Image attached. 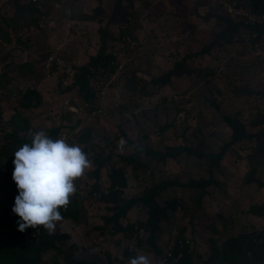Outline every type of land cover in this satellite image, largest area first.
<instances>
[{"label":"rangeland","instance_id":"374dc122","mask_svg":"<svg viewBox=\"0 0 264 264\" xmlns=\"http://www.w3.org/2000/svg\"><path fill=\"white\" fill-rule=\"evenodd\" d=\"M248 1L132 0L136 16L128 18L123 29L124 24L108 20L114 0H58L57 3L39 0L43 15L38 26L23 28L18 36L26 45L0 38V73L5 72L8 77L6 88H0L3 130L8 129V117L17 111L29 119L32 132H46L60 123L64 127L74 125L72 138L85 131L88 138L84 143L75 142L77 145L91 144L93 149L104 146V159L109 153L108 162L99 172L102 190L109 183V172L122 169L126 183L120 195L122 200L139 195L153 179L186 184L205 178L206 159H198L190 151L182 150L175 158L154 161L153 177L146 174L142 180L132 178L131 167L122 158L132 153L134 147L163 151L165 146H185L216 153L231 137L230 128L220 118L223 112L239 113V121L248 133L264 129V109L261 112L252 105L260 101V107L264 106L259 95L264 90V35L258 37L255 48L242 47L239 43L218 44L207 53L188 56L185 63L190 69L171 77L165 84L151 85V79L161 77L181 55L195 53L208 45L226 27L223 26L226 17L231 22L260 21L261 14L251 11ZM3 2L0 0V5L6 7ZM6 9L11 12L9 7ZM79 12H94L96 19H75L73 16ZM100 30H104L103 36ZM239 32L242 34L244 30L240 28ZM119 37H125V42L117 40ZM101 40L104 51L115 55L118 63L115 75L133 74L136 85L131 92L126 89V82L122 85L117 80L113 86L102 89L93 101L97 108L87 112L86 105L75 94V87L65 90L64 86L71 83L73 66L94 55ZM53 61L55 66H51ZM206 71L211 73L206 76ZM26 86L38 93V105L21 106L18 91ZM140 86L145 88L139 93ZM233 88L250 93L234 95ZM255 90L258 95L252 92ZM256 112H261L263 117ZM255 120L261 121L253 124ZM161 126L166 128L161 130ZM254 145V140L241 139L224 151L220 170L213 172L215 185H205L201 205L193 199L198 190L186 185H174L156 197L160 205L163 200H173L175 204L173 210H166V216L159 219V228L154 231L159 252L181 236L191 243L196 264H204L212 245L218 248L226 237L251 226L264 228L263 217L247 212L248 205L263 200L264 187L260 188L256 181L247 184L242 181L247 168L245 157ZM145 157L142 155L141 159ZM1 160L4 162L5 157ZM257 166L254 175L257 181L264 182V164ZM82 202L75 222L63 218L56 225L55 232L64 238L61 248L69 247L73 254L93 264H129L136 255H146L151 264H161L159 252L147 245L136 248L132 256L123 254L126 243L135 249V238L109 236L99 228L102 217L111 213L105 208L110 203L98 199ZM137 207L133 205L127 211V217L120 219L121 224L145 219V209ZM146 234L138 231L141 239ZM254 262L264 264V251L262 258Z\"/></svg>","mask_w":264,"mask_h":264},{"label":"trees","instance_id":"16d2710c","mask_svg":"<svg viewBox=\"0 0 264 264\" xmlns=\"http://www.w3.org/2000/svg\"><path fill=\"white\" fill-rule=\"evenodd\" d=\"M57 3L58 0H52ZM124 1V4L121 3ZM251 11L261 14L260 21L256 22H231L228 17L223 20V26L219 34L215 35L212 41L191 54H183L179 59L175 60L173 66L166 71L161 77L151 79V85L159 86V84H165L173 76H179L190 69L187 67L185 60L188 56L196 54L207 53L210 48L217 46L218 44H232L239 43L242 47L249 45L250 48H255L259 44L258 37L264 35V0H249ZM6 7L11 9L7 10L6 7L0 5V38L8 43L18 44L24 46L26 41H21L18 37L23 28L29 26H38V20L42 17L43 12L39 10V0H27V2L20 3V0H4ZM238 5V4H235ZM132 0H114L112 10L108 16L109 21L123 25L128 23V18L136 16L135 11L132 9ZM75 19L90 21L96 19L94 12L85 13L79 12L75 16ZM243 29L244 33L241 34L239 30ZM101 31V30H100ZM14 33V34H13ZM16 33V34H15ZM102 36L104 30L101 31ZM254 33V36L252 34ZM120 37L117 39L119 40ZM123 41H122V40ZM121 42L124 43L125 37L121 38ZM25 40V39H23ZM236 40V41H234ZM261 46V45H260ZM259 46V47H260ZM262 47V46H261ZM104 41H100V46L96 50L94 55H90L84 63L73 66L74 69L70 75V85L64 86L65 90H69L75 87V94L79 101L83 102L82 105H86L85 111H93L97 108L93 101L97 99L99 93H102V89L108 86H113L119 80L126 82L125 86L127 90L134 91L136 85V76L133 74L128 77L116 76V68L118 63L115 61V55L111 52L106 53L104 51ZM64 58V55H62ZM51 64L53 66L55 63ZM55 66V65H54ZM16 67L15 69H18ZM210 71H206L204 74L207 76ZM240 74H245L240 72ZM246 76H250V73H246ZM124 77V79H123ZM8 83V77L5 72L0 73V88L5 89ZM143 86L137 90L142 92ZM258 95V91L256 92ZM19 100L22 107L36 106L39 104V95L32 87H24L19 89ZM234 95L240 93H250L242 91L240 89L233 88ZM264 99V90L259 94ZM212 105L217 106L213 102V98L208 99ZM253 108L261 110L263 112L264 106H261L260 101L252 104ZM261 112H256L259 116H262ZM239 113L230 115L228 113H220L221 120L224 121L226 126L231 130V137L224 143L216 153H203L196 151L185 146L168 147L165 146L163 151L160 150H140L134 147V150L129 155L123 157L124 163H127L131 167V176L135 180H142L146 174L153 177L154 170H151V165L155 161H163L167 157L175 158L182 150L192 152L198 159L204 157L207 163V171L205 178H199L196 182H188L182 184L175 180L169 179H156L150 180V183L142 190L137 196L122 200V189L125 187V180L123 171L121 168L112 170L108 174L109 183L102 190L100 182V169L104 166L105 162L109 159L108 156L102 157L104 152V146L99 149H93V145L84 144L81 148L88 155L92 168L86 170L84 176L85 179H77L75 186L77 188L76 194L70 198V204L67 211L61 209V214L64 219L75 222L78 217L77 208L81 207L83 200L85 199H98L110 203V206L105 208L109 210L110 215H104L102 217V225L99 227L109 236L121 235L124 237L130 236L135 238V249L128 250L125 245L122 248L123 254L134 255L136 248L142 249L146 246L149 249H153L155 252H159L158 246L155 245L156 239L154 231L159 228L158 221L161 217L166 216V210H173L175 207L174 201L163 200L160 205L156 200V197L161 195V192L174 185H186V187L195 188L198 190L197 195L193 198L197 205H201L202 198L205 195V185H215V179L213 178V172L220 170L219 161L222 158L224 151L227 150L233 143L238 140L245 139L254 140L255 145L250 149L245 157L246 159V175L243 178L245 184L254 182L261 187H264V182L257 181L254 172L258 167L264 164V129L256 131L254 133H248L244 130L242 123L239 121ZM261 120L253 121V124L259 123ZM7 130H3L0 122V132L3 133V139L0 141V264H93L88 260H83L77 255L73 254L69 247L61 248L63 243V236L54 232L49 235L47 231L42 227L37 229L28 228L24 232L18 231L17 221L19 217L12 212L14 206L15 197L18 195L17 186L12 179L14 171V153L25 143H30L28 133L30 132V121L24 115L15 111L7 119ZM74 125L64 124L56 125L55 127L48 128L46 130L47 135L52 139H58L59 133H66V140L69 144H76L75 142H85L88 138L87 134L81 132L77 134L76 138L70 137L73 131ZM166 127L161 126L163 130ZM69 131V133H68ZM128 144H131L129 139H126ZM146 157L142 160L141 156ZM5 157L4 162L1 158ZM108 162V161H107ZM106 162V163H107ZM261 164V165H260ZM257 166V167H256ZM80 179L82 184H79ZM137 205V208L145 209L146 217L142 221H134L129 223L120 222L121 218H125L127 211L133 206ZM247 212L253 216L264 218V198L259 202L252 203L247 206ZM147 233L144 239L138 236V231ZM185 238L178 236L173 239L171 244L172 257H175L179 252L180 256L175 261L170 258L167 264H196L195 254L190 249L191 243L185 242ZM183 242L181 249L177 248L178 242ZM143 244V245H142ZM145 244V245H144ZM264 251V228L250 227L233 236L226 237L218 248L212 245L210 251L206 254L204 264H252L253 261L262 258ZM160 254V252H159ZM121 264V263H118ZM255 264V262L253 263Z\"/></svg>","mask_w":264,"mask_h":264},{"label":"clouds","instance_id":"9594fccd","mask_svg":"<svg viewBox=\"0 0 264 264\" xmlns=\"http://www.w3.org/2000/svg\"><path fill=\"white\" fill-rule=\"evenodd\" d=\"M30 143L14 153V180L18 195L12 212L19 217L18 231L42 226L49 235L63 220L70 198L76 194L75 181L91 165L88 155L66 138L52 139L43 130L28 133ZM121 142L120 148L123 150ZM160 255V254H159ZM129 264H151L146 255L130 258Z\"/></svg>","mask_w":264,"mask_h":264},{"label":"built area","instance_id":"2783aa9c","mask_svg":"<svg viewBox=\"0 0 264 264\" xmlns=\"http://www.w3.org/2000/svg\"><path fill=\"white\" fill-rule=\"evenodd\" d=\"M49 60H53V57H49ZM55 60H56V59H55ZM73 109H74V108H73ZM66 136H67V135H66L65 132H61V133H59V137H58V139H59V138H66ZM184 241H185V242H188V239H185ZM126 246H127V248H128L129 251L133 249L131 243H126ZM182 247H183V242H182V241L178 242V244H177V248H178V249H181ZM170 248H171V247H170L169 245H167V246H165V247L161 250V252H160V256H159V262H160L161 264H167V263H168V259H170V258H172V259L175 261V259L178 258V257L180 256V253L178 252V253L176 254L175 257H172V251H171Z\"/></svg>","mask_w":264,"mask_h":264}]
</instances>
